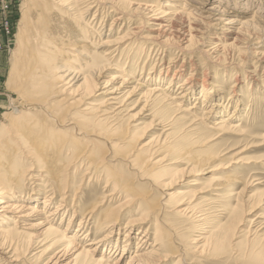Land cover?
<instances>
[{"label": "bare ground", "instance_id": "6f19581e", "mask_svg": "<svg viewBox=\"0 0 264 264\" xmlns=\"http://www.w3.org/2000/svg\"><path fill=\"white\" fill-rule=\"evenodd\" d=\"M100 1L104 0H33L34 17L20 30L17 47L10 62L12 92L16 94V97L12 99V115L6 118V123L2 122L3 125L0 128V236L4 238L3 243L9 242V249H11L10 246L18 243L21 235L26 239L25 249L40 247L36 256L34 255L39 260L38 264H118V260L111 263L106 253L97 256L99 246H106L108 253H115L119 248V239L115 238L116 241H113V234H120V231H124L122 240L124 244L123 247L120 246L121 251L124 252L131 245V233L135 230L138 231L141 226L147 225L141 233H138L135 251L126 264H134V261L144 264L156 255L159 257L172 255L177 258L173 264H180L184 261L183 251L175 246L168 253L165 249L166 244H169L168 242L172 239L170 234L172 228L163 219L164 205L158 199L150 197L149 191L137 189L133 183L129 182L131 179L127 174L115 167L118 161L124 160L123 157L128 154L127 151L130 148L113 151L116 148V142L113 139L109 140L110 135L106 134L107 131L116 126V120L126 108H129L128 105L131 104L128 101L133 96L137 97L133 103L134 106H140L142 102L143 105L139 110L141 113L137 112L133 115L132 120L137 121L138 116L147 112L145 115L153 117V128L154 125L160 126L158 138L165 139L169 135L177 133L174 126L177 119L186 120V135L194 136L201 129V124H204L207 132L210 130L209 133H206L201 146H206L205 144L226 135L238 136L236 140H246L252 134V130L241 126V123L232 121L231 112H235L237 104L232 107L231 114L217 117L210 125L205 123L214 112H223V109L232 105V101L235 100L234 96L237 95L236 90H231V96L226 101L218 92L213 93L211 88L206 86L207 84L202 83L199 87L193 84L188 77H184L176 84L177 91L172 94L173 89L170 88L173 87V81L181 77L180 71H176L172 75L159 71L156 76L147 77L145 83L134 80V73L131 70L133 67H137V61H134L133 55H129L131 49L129 46L136 44L135 39L132 40V38L139 34V26L132 27L126 38H118L115 43H111V41L97 43L96 49H89L87 44H91L93 41H89L85 33H82L81 37L71 36L70 39L68 38L69 40H63L57 35H53L52 22L59 20L60 23L73 21L78 23L82 15L88 13L97 4L99 5ZM137 8H141L144 12L149 25V33L142 36L144 40L168 45L170 44L168 41L176 38L180 42L179 45L185 48L192 46L194 37L202 31L201 26L194 25L195 19L192 14L173 4L166 3L159 6L154 1H145L144 4H137ZM120 18L117 17L116 20ZM203 23L207 24L206 26H211L206 20H203ZM226 30L227 32L234 31L228 28ZM68 36L70 35L68 34ZM130 39L131 41L121 48V45ZM231 44H222L218 41L215 42L211 50L218 52L226 47L229 49L228 46ZM99 48L103 49L99 51ZM255 54H257L256 59L264 60V52ZM123 56L126 60L124 59V63H120ZM218 57L223 58L222 55ZM113 61L115 63L112 64ZM125 64L128 65L125 66ZM107 69L113 71L108 78L104 75V71ZM153 78L154 81L158 80L159 82L165 79L168 80V83L163 88L160 84L152 87L147 80H153ZM152 80L150 83L153 82ZM234 86L233 84L232 87ZM71 87L75 89H71ZM77 89H82L81 97L71 100L70 94ZM197 89L198 94L194 97L193 105L183 108L182 103L186 102L189 94ZM157 105L166 107L171 111V114L154 116V107ZM174 117L176 120H173ZM115 129L116 127L111 131ZM163 142L160 139L159 148L153 149L154 151L151 150V152L163 150ZM144 145H140L124 161L127 165L134 166L136 171L146 168L154 178L158 179L157 184L162 185L167 176L163 172L172 170L170 165L173 161L164 164V161L167 160L164 155L161 159L146 163L142 159L149 150L141 149ZM233 145H236V141L227 148L192 159L186 168L187 175L202 171L210 178L213 170L220 168L225 162L221 157L230 152L232 157L228 162L241 160L240 153L244 148L235 151L236 149H231ZM183 152L181 151V153ZM75 154L84 157L83 160L86 162L84 164H87V167L92 165L94 169L100 168L95 177L99 178L102 174L106 185L111 183L114 185L113 191L108 194L109 201H116L118 204L116 207L108 208L103 212V215H98L99 223L94 226V232H92L93 229L90 232L84 228L88 224H92L89 220L102 207V204L94 201L89 207H84L74 235L67 236L65 234L67 227L60 230L57 227L60 224L55 226V223L58 216L61 215L62 221L65 212H69L71 209L72 212L67 220L68 225L73 220L74 213L77 212L74 208L79 209L81 203L79 198L75 199L76 191L70 206L66 204L67 199L63 195L67 181L64 170L69 163H63L62 160ZM109 156H111L110 159ZM217 159L220 161L215 164ZM212 177L210 179L213 181ZM226 178H228L227 182L230 181L229 179L232 180V183L238 182L235 174ZM37 180L40 181L39 184L36 182ZM189 184L194 185L197 182L192 181ZM213 193L219 196L218 193ZM171 196H173L171 193H164V198ZM200 198L197 197V199ZM74 200H79L80 203L77 204ZM258 201L264 203V194L260 195ZM216 202L218 201L216 200ZM40 204H43L42 208H40ZM135 204H137V208L132 217L122 224L123 214ZM51 205L54 208L34 224L38 226L35 232L14 229L16 221L19 219L27 221L32 217L43 215L45 206ZM183 209H177V212L182 213ZM205 210L202 209L203 213L199 216L204 217L207 212ZM78 212L80 213V211ZM11 214H16L17 218L13 222V226L4 228L5 222L1 216L11 220L8 219ZM240 214L242 218L239 224L255 220L264 223V212L254 219L251 216L255 215L253 210L240 211ZM243 230L240 229V231ZM205 232L202 231L198 238L194 239V242L204 245L213 243L216 249L225 247L227 234L213 237L212 234L207 236ZM91 233L92 237H90ZM97 233L103 234L100 236ZM90 244L93 247H89ZM24 252L25 250L22 253L13 251L8 258H12V261L21 260L24 258ZM253 255V261L264 264L263 252ZM110 256L112 257V255ZM25 261L28 262L29 259Z\"/></svg>", "mask_w": 264, "mask_h": 264}, {"label": "rangeland", "instance_id": "374dc122", "mask_svg": "<svg viewBox=\"0 0 264 264\" xmlns=\"http://www.w3.org/2000/svg\"><path fill=\"white\" fill-rule=\"evenodd\" d=\"M145 1H154L159 6L170 3L192 14L195 19L194 25L202 28L201 33L196 34L194 37L192 46L182 48L176 38L168 41L170 43L168 45L142 39L143 35L149 33V25L146 15L141 8H137V4H144ZM32 2L33 0H0V128L3 123H6V118L12 115V99L16 97V94L12 92L10 62L17 47L20 30H22L23 25L34 17ZM117 17L121 18L116 20ZM203 20L209 22L211 26H206L207 24H204ZM52 24L53 35H57L58 38L63 40H69L71 36L81 37L82 33H85L88 40L93 41V43L87 44L89 49H96L98 44L103 41L115 43L118 38H126L132 27L139 26V34L132 38V40L135 39L136 44L129 46L131 47L129 55H133L132 58L137 61V67H133L131 70L134 73V80L145 83L147 77L156 76L159 71L168 73V75L180 71L182 73L181 77L174 80L173 87L170 88L173 89L172 94L177 91L176 84L184 77H188L193 84L199 87L202 83L207 84L206 86L211 88L213 93L218 92L225 100L231 96V90L237 91L232 105L223 109V112H214L205 123L210 125L217 117L227 116L232 111L234 104H237V111L231 112L232 121L241 123V126L252 130V136L250 135L246 140H236L238 136L226 135L221 137L222 139L218 138L209 144H205L206 146H201L206 133H209L210 130L207 132L204 124H201V129L194 136L186 135L187 122L185 119L176 120L177 116L173 118V120H176L174 126L177 133L175 132L165 139L158 138L160 133L158 128L160 126L154 125L153 128V117L145 115L147 112H143L138 116V123L132 120L133 115L137 112L141 113L139 110L143 105L142 102L140 106H134L136 96L132 97V101V98L128 101L131 104L128 105L129 108H126L119 115L116 126L113 127H116V129L111 131L112 128L106 134L110 135L109 140L113 139L116 142V148L113 151L130 148L127 151L128 154L123 157L124 160L140 145L145 144L141 149L149 150L143 155L142 159L146 163L161 159L164 155L167 159L164 164L173 161L170 165L172 170L163 172L167 176L162 185L157 184L158 179L154 178L146 168L136 171L133 168L134 166L127 165L124 160L118 161L117 166H115L127 174L128 178L131 179L129 182L133 183L137 189L149 191L150 197L158 199L164 205V208L162 207L163 219L172 228L170 230L172 239L165 247L167 253L171 248L178 247L181 249L184 253V261L180 264H259L253 261L252 256L254 257L253 254L258 252L264 253V223H260L258 220L239 223L242 218L240 217L242 216L240 211L253 210L255 215H251L252 219L264 212V203L258 201L260 195L264 194V60L256 59L257 54H255L264 52V0H104L100 1L99 5L97 4L88 13L83 14L78 23L74 21L60 23L59 20H56ZM226 28L234 31L227 32ZM235 37L236 40H234ZM217 40L222 44H232L229 45L230 47L228 46L229 49L226 47L216 52L211 49L214 47L215 42H218ZM130 41L131 39L127 40L126 43L121 45V48ZM102 49L99 48L98 50ZM219 55H222L223 58H219ZM124 59L125 56L121 57L120 63H124L126 60ZM113 63L115 62L113 61ZM127 65L125 64V66ZM112 72V70L107 69L104 71V75L108 78ZM151 80L147 81L152 87L160 84L163 88L168 83V80L165 79H161L162 81L159 82L158 80L154 81L153 78V82L150 83ZM233 84L234 87H232ZM71 89L75 88L71 87ZM81 90L77 89L71 93V100L79 99ZM197 94L198 89L191 92L187 101L182 103V107L193 105L194 97ZM208 95L211 96L212 94ZM131 106H133V109H131ZM154 108V116L156 117L171 114V111L162 105H157ZM160 139L161 142L164 141L162 145L164 149L152 153L151 150L159 148ZM234 141H236V145L231 146V149L237 151V149L244 148L240 153L241 160L228 162L232 157L231 152L222 156L221 159L225 162L220 168L213 170L211 175L214 178L213 181L210 179L211 177L209 178L202 171L187 175L186 168L192 159L227 148ZM172 151L175 152L172 154ZM181 151L184 152L181 153ZM110 157L108 158L110 159ZM83 159L82 155L77 156L75 154L62 160L63 163H69L64 170L67 181L63 195L67 199L66 204H69L68 206L72 204L71 199L75 191V199L79 198L81 202L74 200L80 205L79 209L74 208L77 212L74 213L75 216L68 225L67 220L72 212L71 209L69 212H65L62 221L61 215L56 219L55 226L60 224L57 226L60 230L67 227L65 230L67 236L74 235L84 207H89L94 201L102 204V207L89 220L92 224H88L84 228V230L90 232L93 229L92 232H94V226L99 223L98 215H103V212L108 208L116 207L118 204L116 201H109L108 194L113 191L114 185L112 183L106 185L102 174L99 178L95 177L100 168L94 169L92 165L87 167ZM217 161H220V159H217L215 164ZM231 174L237 176L238 182L232 183L231 179L227 182L228 178L226 177H231ZM246 178L247 180H245ZM192 181L197 182V184L190 185L189 183ZM36 182L39 184L40 181L37 180ZM76 188L78 189L76 190ZM166 192L171 193L173 196L164 198ZM213 192L218 193L219 196L214 195ZM197 197L202 199H197ZM53 205L45 206L43 215L32 217L27 221L19 219L16 224L14 223V229L23 232H35L38 226L34 224L43 219L54 208ZM80 206H83V208H80ZM42 207L43 204H40V208ZM136 208L137 204L128 208L127 212L123 214L122 224L132 217ZM201 208L207 211L204 217L199 216L203 213ZM177 209H183L182 213L177 212ZM6 216L8 215L6 214ZM16 216V214H11L8 218L11 220L1 216L5 222L3 227L13 226ZM146 227L147 225H143L138 231L135 230L131 233V245L124 252L121 251L124 244L122 242L124 231H120V234H113V241H116L115 238L119 239L118 250L115 253H108L106 246H99L97 256L106 253L111 263L118 260V264H126L135 251L138 233H141ZM241 228L244 230L240 231ZM202 231H206L207 236L212 234L213 237L227 234L225 247L216 249L213 243L204 245L200 242H194V239L198 238ZM101 234L103 233H97L100 236ZM90 235V237L93 236L92 233ZM19 238L17 245L13 244L9 249V242L3 243L4 238L0 236V264L39 263L38 258L35 256L41 248L35 246L34 249H25V237L21 235ZM88 246L93 247L91 244ZM24 250L23 259L12 261V258H8L13 251L22 253ZM4 254H7V258ZM70 258L72 256L69 257V261ZM26 259H29L30 262H26ZM176 260L177 258L172 255L166 257L156 255L144 264H173ZM134 264L141 263L134 261Z\"/></svg>", "mask_w": 264, "mask_h": 264}]
</instances>
